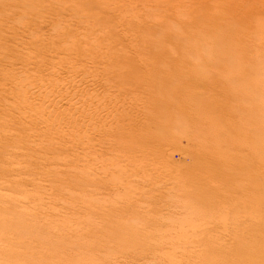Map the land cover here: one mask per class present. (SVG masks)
<instances>
[{
	"label": "bare ground",
	"instance_id": "1",
	"mask_svg": "<svg viewBox=\"0 0 264 264\" xmlns=\"http://www.w3.org/2000/svg\"><path fill=\"white\" fill-rule=\"evenodd\" d=\"M60 1L61 0H59V2ZM149 1L153 4L150 5L147 1H142L144 10V15H142L139 11L137 14L132 11L136 6L138 7L136 1L124 2V0H113L111 2L110 0H73L74 4L69 7V10H71L69 13L70 18L64 19V22L61 21L62 19L54 22L56 26L63 24V26H59L57 30L59 32V34L57 33L58 37L61 38L60 41H52V45H47L44 42L47 37L43 34L39 37H34V40L31 42H28L25 37L16 34L19 27H21V29L28 28L29 30L31 27L36 29L37 26H41L42 23L46 22V17L42 12L45 0H40V2H38V0H0V155L3 153V150L12 151L11 153H13V157L18 158V160H29L35 162L34 164L37 163L36 165L39 164V166L47 160H54V163L57 161L56 164L67 163L72 166V168H81L82 174L80 173V177H85L91 173V170H94L95 166L92 164L94 160L91 162V158L94 159L97 148H100V146L104 147V144L110 143L112 148L117 147L121 150H119L120 153L119 151L117 152L113 150L112 152L114 153L111 155V160H117L119 162L128 160L132 163V161L140 160L141 157H146V155L154 152L157 147L155 146V143L161 142L163 144L162 141L168 140L176 147L178 141L177 135L175 134L177 129L175 127L179 128L178 130H180V132L184 127H191L193 130L188 129L190 132L191 130L193 131V134L191 135L192 138H188L189 140H192L191 143L189 142V145L191 146H189V150L187 151L184 150L185 148L187 149V147L184 149L181 147V149L187 153L190 152L194 158V162L184 166L181 170L179 169V166L181 165H179L178 168L175 166L170 172L168 171L169 174H173L172 176L175 174L173 181H170L172 185L176 188L178 187L177 189L187 194L183 196L186 200H182L187 201L189 199V205H187L188 209L193 210V213L197 211L195 210L194 212V209L189 208V206L192 207L191 204L193 203L191 202L194 201L191 200L190 202L191 198L189 197L192 196L198 198L199 201H204V203H211V205H209L210 207L208 206L211 212L212 204L215 207H217V204L218 208H214L212 215L215 212H220V210L217 211L219 206L227 208L228 205H230V207L233 205L235 206L231 207L233 209L239 207V205L236 206L234 204H242L248 207V215L252 217L249 216L250 219H252L251 221L255 219V222H253V225L252 222H249L251 224L248 226H251V230L250 227L248 228L250 231L248 230L246 232V230H244L246 233H242L243 230L241 231L240 227L239 230L238 228H235L237 231L234 230V232L237 233L239 231L240 233V235L239 233L235 235H237V237L241 236V238L233 237V239L229 240H220L211 237H202L203 239L201 240L198 238V244L196 243V245L191 246L192 248H189L196 257L197 254H200L201 256L203 255L200 259L201 264H264V210L263 207L261 210L256 209L259 205L264 206V195L262 190V195L260 194V191L257 194L259 185L264 187V177L262 173H259L260 171L258 172V170L250 171L251 169L249 168V165L251 163L249 164L250 160H248V158L242 160V165L240 162L235 167L233 161L236 158H232V155H230L231 153L227 149L222 148V142L232 145L233 148H236L240 144V134L236 132L241 131L240 128L242 129V127L232 129L226 127L224 130L223 124H227L229 114L233 113L235 109L226 103L222 104L220 94L222 90L221 87H224L225 89V86L227 85L228 87L230 84H227L224 80H218L216 75L211 81L205 79L207 74L205 69L207 70L213 66L218 67L233 62V74L235 73L233 82L238 84V89L234 88L236 91L235 98L237 99L238 97H241L245 99V101L247 100V102H252V104L255 101L257 105L258 100L256 98L258 95L255 93H257L256 89L258 91L259 84L252 82L256 85L250 87L252 85L250 82L251 85H247V88L244 89L246 86H243V88L241 85L239 86V83L251 79V76L255 75V73L259 74L260 71L264 72V2L261 0H222L224 1L223 4L212 8L206 6L201 0H193L191 1V4L189 3L191 6L187 5L188 7H186H191L190 9L193 10V13L186 12L184 9L185 13L177 14V10H179V7L184 3L178 2L177 0H175L177 3H175L174 0ZM33 3L37 4L36 7L35 5L33 6ZM194 5L195 7H192ZM31 6H33V9L30 8L29 10L28 7ZM184 7L185 4L183 8ZM171 8L176 13L173 14ZM189 13L191 15H189ZM8 22L14 23L8 25ZM255 24H259L257 25L258 27L256 30L245 32L249 26ZM74 25L78 28L77 30L73 29ZM241 26L246 28L245 31L241 30ZM20 39L23 42L26 41V44L28 45L27 47L31 49L36 50L37 47L41 48H38V52L32 54L31 52L30 54L28 52H23L24 50L22 51L18 47V44H20L18 41H20ZM10 43H12L11 46ZM255 76H253V78H256ZM200 79L202 80L203 85L205 84L207 87L204 89L205 91L197 90V87L193 88V85H190L193 84L190 83L191 81L194 82L195 80L196 82V80ZM254 80L255 79L251 81ZM195 82L194 84H196ZM259 89L262 90L261 87ZM262 97H264V95H262L261 98ZM262 101H264L263 98ZM176 105H178V108L175 107ZM245 109L252 112L250 108ZM139 110H141L143 116L138 115ZM257 110L261 112V115L263 109L262 111L259 109ZM255 124H257L256 121ZM173 127L175 128L174 133L171 131L174 130L172 129ZM185 131L184 133L188 132ZM182 133H180V135H182ZM247 137L248 135H246V138ZM95 141H98L99 143L97 148ZM262 141H264L263 130L259 134L256 133L255 137L251 138L252 151L250 152L251 158L249 159L254 160L255 162L260 161L264 163V153H259ZM147 143L150 144L146 145ZM21 145L28 146L30 152H24V150L20 152V150H14L16 148L12 149L13 147L21 148ZM178 145H180V143ZM178 145L177 147H179ZM159 146L163 145L159 144ZM56 149H61V153L57 152ZM76 149H80L83 151V154L86 155V158L82 157V161H85L84 164L82 163V167H79L81 157L78 156L80 157L78 158L72 154ZM38 150H51L50 154L53 153L55 155H53V157H49L50 155L42 156L41 158V156L36 154L38 153ZM163 150L165 153V149ZM178 150H180V147ZM185 152L183 154H186ZM167 156L166 158L164 157L165 160L168 158ZM3 157L2 159H4ZM150 157L152 156L150 155ZM104 158L105 157H103V159ZM171 158L169 157V159ZM164 159L162 158L160 160L162 164V160ZM95 160L100 164L102 158L95 157ZM145 160L146 159H142V162L140 160L138 163L142 164ZM2 161L6 163L5 160H1V162ZM7 161H9V158ZM136 161L131 165L135 166ZM146 161L147 164L148 162L151 163V161ZM157 162L158 164L160 163L159 161ZM171 162H173V160H171ZM138 163L137 166H139ZM147 164L145 163L147 167H143L142 164L141 168H144L143 170L141 169L142 171H144L145 168H148L149 164ZM102 165H100L102 167H100V170L103 169ZM167 165L169 167L170 164ZM173 165H175V163ZM16 166L17 165H15V167ZM50 166L48 168L46 166L44 171L41 169L43 171L41 173L46 177L56 176L63 178L64 180L65 177L72 178L79 176L77 172L74 175V173H70L68 170L54 169L53 166V168ZM154 166L153 169L156 170V165ZM171 166L172 165H170V168ZM5 168L7 169L6 166ZM97 168H95V170H97ZM114 168L115 167H113V169ZM139 168L135 171L142 172ZM115 169H117V167ZM118 169L117 170L120 171L119 167ZM160 169L163 173V169ZM168 169L166 167V171ZM177 169H179L178 172H176ZM7 170L4 172V176L6 175ZM27 170H29V168ZM117 170L116 172L118 173ZM0 171L3 172L2 169ZM71 171H73V169ZM97 171L99 172V170ZM122 171L123 170L120 172ZM148 171L152 174L153 170L150 169L146 172L148 173ZM168 172L167 175H169ZM13 173H15V171ZM113 173L114 172L111 174L112 177L114 175L117 179L118 174L116 173V175ZM154 173L157 172L154 171ZM17 174L19 175L18 172ZM17 174L16 176L18 177ZM130 175L132 176L133 174ZM146 175H144V179H146ZM16 176L14 178H16ZM38 176L40 177L41 175H38L37 173V177ZM137 176L134 174L135 178ZM112 177L111 179L113 180ZM148 177L151 176L148 175ZM148 177L146 180H148ZM154 177L155 179L157 177L159 178V175ZM154 177H152L153 180ZM22 178L25 177L22 176ZM122 178L127 180V175L124 173ZM167 178H170V176ZM8 179L10 180V178ZM164 179L165 178L163 177L161 181ZM112 180L111 183L113 182ZM124 180L120 179L115 185L124 187ZM127 181L131 182V180ZM132 181L131 185L135 180ZM161 181H159V183H161ZM18 182L21 183V181ZM137 182L139 181L137 180ZM2 183L5 184L6 182ZM9 183L11 182L9 181ZM114 183H116V181L112 184L114 185ZM136 183L133 188H135V190L138 189V191L141 192L142 187L145 185L143 186L141 183L140 186H142L138 188ZM169 183L167 184L169 185ZM17 184L18 183H16V185ZM25 184H27V182ZM81 184L83 185L84 183ZM86 184L88 185V183ZM100 184L101 183H99V185ZM127 184H125V189L130 186L129 184L127 186ZM13 185H15V182ZM16 185L15 187H18ZM103 185L105 184L103 183ZM53 186L55 185H52V188H55ZM219 186H221V188H219ZM8 187L6 185L5 188ZM145 187L148 189L151 185ZM145 187L143 188L144 191L146 190ZM58 189H61V193L62 187ZM63 189H66L65 186ZM151 189L152 188H150L148 192ZM154 189H156V187ZM154 189L151 190L150 193H152ZM174 189L175 188L173 187L171 192H173ZM177 189L173 192L174 196L165 194L167 192L163 194L166 195L165 197H167V195L169 197L172 196L173 203H175L176 193H178V195L182 194L181 191L179 194V190L177 191ZM135 190H133L134 192L132 191L134 194H136ZM168 190L169 189H167V191ZM64 191L62 192L63 194ZM138 191L137 193L139 194ZM57 192L59 191L57 190ZM145 192L144 194H146ZM233 192L236 194L234 193L232 195ZM63 194H61L62 197ZM214 195H217V198L219 199L217 200ZM180 196L176 195V198H178L176 200L181 199ZM186 196L188 197L185 198ZM156 197H158V195ZM169 197H167V199ZM159 198L161 199V197ZM148 199H150V197ZM171 199L172 198L169 199V203H172ZM163 200L161 202H164L166 199ZM15 201L18 202L17 200ZM35 201L36 200H33L34 204ZM153 201L150 202L154 203ZM179 201H176V203ZM185 203L183 206L188 204ZM195 203L196 201L194 204ZM164 204L165 202L163 205ZM11 205L16 206L15 203H11ZM168 205L165 204L167 207L171 206V204ZM76 206L73 208V212L77 210ZM196 207L197 206H195V208ZM250 207H252L254 211L252 210L251 212ZM22 208L21 210H23ZM203 208L205 209V207ZM158 209L159 208L155 209V211ZM209 209L207 208L208 214L210 211ZM6 210L7 209H5V211ZM204 212H206V209ZM211 212L209 215H211ZM250 212L254 215L250 214ZM3 214L5 215V212L3 213L2 211L0 216H3ZM25 214L26 213L24 212V215ZM255 214L256 218L254 217ZM20 215H22V212L19 214L17 209L9 216L8 214L7 216L5 215V218H1L0 220V227L7 229L10 226L13 228L14 225L17 226L19 223L23 224L24 229L20 236L17 235V241L19 240L18 243L24 245L26 242H30L31 238L33 239V233L35 234L38 232L36 230L40 227L42 229V226H45L47 221L45 224H42L43 219L40 218V220L39 217L36 218L34 216L36 219L32 218L34 220L30 221L29 219L25 222L27 219H21L22 216L20 217ZM41 215L44 216V214ZM212 215L210 219H213L214 215L217 214ZM205 216L201 217V219H205ZM206 218L208 219L209 216ZM245 219L247 220V223L248 219ZM236 223L239 225V222ZM6 229L5 231H7ZM9 229L8 231H10ZM15 229L18 228L16 227ZM3 231L4 230L1 232ZM88 233L93 232H89L88 230ZM133 234L135 233L133 232ZM85 235L89 236V234L86 233ZM189 235L187 234V236ZM242 235H247V237H242ZM86 236H84V238ZM11 237H13V235ZM15 238L11 239H14L15 241ZM8 239L11 241L10 238ZM14 241L12 243H14ZM70 242L72 241H67L69 245H71ZM165 243L166 242L161 244V246H166ZM181 243H177L176 241L170 242V250H175L177 247L180 249V246L183 247ZM23 245L22 247L24 249L25 246ZM43 245H46V243ZM49 246L50 245H48V247ZM156 246L158 247V245ZM156 246L153 245V249H157ZM31 248L33 247L30 246V249ZM163 249H165V247H163ZM194 257L195 256L193 255V258ZM220 257L222 259H220ZM29 260L30 259L26 260L27 264H38V260H36L37 262Z\"/></svg>",
	"mask_w": 264,
	"mask_h": 264
},
{
	"label": "rangeland",
	"instance_id": "2",
	"mask_svg": "<svg viewBox=\"0 0 264 264\" xmlns=\"http://www.w3.org/2000/svg\"><path fill=\"white\" fill-rule=\"evenodd\" d=\"M110 1L112 2L113 0H110ZM128 1H132V2L136 1L137 2L136 5H138V7L137 6H136V8L133 7L134 9L132 11L134 13H136V14L139 11L140 14L144 15V10H143V5H142V1L143 0H124V2H128ZM144 1L145 2L147 1L150 5L153 4L149 0H144ZM177 1L185 4L184 8H183L184 4L181 5V7L183 9L181 7H179V10H177V14L178 13H180V14L185 13V10H186V12H190V13L193 11V10L190 9L191 7L190 8H186L188 6H191L190 4H191V1H193V0H188V1L187 0H177ZM177 1L174 0L175 3H177ZM201 1L204 4H206V6H210L212 8L216 7L217 5H220V4L224 3V1H222V0H201ZM261 1L264 2V0H261ZM38 2H40V0H38ZM73 4H74L73 0H61L60 2H59V0H45V2L43 3L44 9L42 8V12L44 13V16L46 17V22L43 21L44 23H42L41 26H37L36 29H34V27H31L30 30L28 28H24L25 31H24L23 28L21 29V27H19V28L16 27V28H18L16 34L19 35V36L25 37V39H27L28 42L29 41L30 42L33 41L34 37H39L41 34H43L44 36L47 37V39L44 41L45 44H47V45L48 44L52 45L54 41L59 42L61 38L58 37L59 32L57 30H58V27L59 26H63V24H60L59 26H56V24L54 22H56V21H58L60 19H62L61 21L64 22V19L70 18L69 17V13L71 12V10H69V7L72 6ZM34 5L36 7L37 4L33 3V6ZM195 5L192 6V7H195ZM33 6L28 7V9L29 10H30V8L33 9ZM138 9H140V10H138ZM192 9H194V8H192ZM171 10H172L173 14L176 13L175 11H173L172 8H171ZM182 10H183V12H182ZM64 13H66V14H64ZM156 13H159V12H156ZM190 13H189V15H191ZM12 23H14V22H8V25L9 24L11 25ZM258 23L261 24L260 22H258ZM259 24H257V25H259ZM15 25H17V24H15ZM257 25L255 24L253 26H249V28L246 31H245L246 28L244 26H241L240 28H241V30H243L245 32H252V31L257 29V27H258ZM73 29L77 30L78 28L75 27V25H74ZM27 31H29V32H27ZM55 39H57V40H55ZM18 42H20V44H21V45L18 44V47L22 51L24 50L23 52H28L29 54H30V52H31V54L34 53V52H38V48H41V47H37V49H36L37 51H36L35 49H31V48L27 47L28 45L26 44V41H24L25 42L24 43L20 39V41H18ZM11 45H12V43H10V46ZM232 63L233 62L226 63V64L218 66V67H214L213 66V67H211V68H209L207 70L205 69V72L207 74L204 72L206 74V76H205L206 80L209 79V81H211L213 77L215 78L217 76L218 80L221 79V80L226 81L227 84L228 83L230 84V85H228V87L226 85L225 89H224V87H221L222 90H221V94H220L221 103L222 104L226 103L227 105H230V106H232V108L235 109L233 113L229 114V117H228L229 120H227V124L228 125L226 123L223 124L224 130L226 129V127H228L229 129L230 128L232 129V128H240V127H242V129L240 128L241 131L236 132V133L240 134V137H239L240 138V144L236 148H233L232 145H228V144H226L224 142H222L221 146H222L223 149H227L231 153L230 155H232V158H236L233 161L235 167L240 162H241V165H242V160H244L245 158H248V160H250L249 164L251 163L249 165V168L251 169L250 171L258 170V172L260 171L259 173H262V175L264 177V163H262L260 161L255 162L254 160L249 159V158H251L250 152L252 151L251 150V147H252L251 146V143H252L251 142V138L255 137L256 133L259 134L262 130L264 131V103H262V102H264V101H262V98L264 100V97L261 98V96L264 95V87H262V86H264L263 85L264 84V82H263V80H264V72L260 71L259 74L255 73L256 76L253 75L256 78L259 77L258 79L253 78V76H251L252 78L251 79H247L246 82L244 81V82L239 83V86L241 85V87L246 86L245 88L243 87L244 89L247 88V85H251V84L252 85L250 87H253L256 84H259L258 91L260 90L259 88L261 87L262 90H260L259 93H262V92L263 93L259 94L257 89H256L257 93H255V94L258 95L257 98H256L258 100V101L256 100L258 103L256 105V103L254 101L253 104L254 103L255 104L253 105L252 102H247V100L245 101V99H243L241 97H238L237 99L235 98L236 97L235 96V94H236L235 92L236 91L234 90V88L238 89V84L233 82V78H234L235 73L233 74L234 66H233ZM211 70H213V71H211ZM216 70H217V73H216ZM253 79H255V80L251 81ZM248 80H249V82H248ZM194 82H195V80H194ZM194 82L191 81L190 83H193V84H190V85H193V88L197 87L196 88L197 90L205 91L204 89L207 88L205 86V84L203 85V82H202L201 79L200 80H196V82H195L196 84H194ZM250 82H251V84H250ZM252 82L256 83V84H253ZM243 83H244V85H243ZM235 84L237 85V87H236ZM259 99H260V102H259ZM248 103H249V105H248ZM253 106H254V108H253ZM175 107L178 108V105H176ZM245 108H250V110L252 112H250L249 110H247ZM257 109H259L261 111L263 109L261 115H260L261 112L258 111ZM142 112H143V110H142ZM138 115H142L143 116V113H141V110H139V114ZM254 116H255L256 120H255ZM255 121H256L257 124H255ZM258 122L259 123L263 122V123H261L263 125L259 124ZM175 128L179 132L175 131ZM175 128L173 127L172 129H174V130H171V131L173 133L175 131V134L177 135V141H178L177 145L180 143V145H178V146L180 147L181 151L178 150L179 147H177V145L175 147V145H173L172 142L168 141V140L162 141L163 144L161 142L155 143V146L158 147V148L156 147V149H155V151L157 153L154 151L152 153L155 154V155L150 153L149 155H146L147 158L145 156H144L145 158L141 157L143 160L146 159L148 161H151V163L153 164L152 165L150 162H148V164H149L148 165L146 160L143 161L144 162V163H142L143 167H147L145 165V163L148 165V168H145L144 171H142L144 168H141L142 164L140 163L141 164V166H140V164L138 163L140 160L142 162L141 158H140V160H137V161L135 160L136 161V163H135L136 165L135 166H132L134 164L133 162H135V161H132V163H131V161H128V160H125L124 162L123 161L119 162L117 160H111V155H113L112 153H114L112 151L114 150V151L118 152L120 149L117 148V147H113L112 148V146H110V143L104 144V147L99 145L100 146V148H99L98 147V144H99L98 141L97 142L95 141L96 148L98 147L97 151H96V155L97 156L95 155L94 159L91 158V162L94 160L93 161L94 163L92 162V164H94L93 166H95V167H94L93 171L91 170L92 174L91 173L88 174V176H85L86 178L82 177V176L80 177V173L82 171L81 168H78V167H76V168L73 167L72 168V166H70L67 163H60V164L58 163V164H56L57 161H55L56 163H54V160H47L46 161L47 163L44 162L43 164L40 165L41 166L40 167L39 164L36 165L37 163L34 164L35 162L29 161V160H27V161H24V160L21 161L20 159L18 160V158L13 157L14 155H12L13 154V153H11L12 151H8V150L4 151L3 150L2 151L3 153H1V155H0L1 156L0 157V170L1 169L3 170V172L0 171L2 173V174L0 173V201H2V202H0V212H1L0 214H2V211H3V213L5 212L6 216H7V214L9 216L10 214L14 213V211H16V209H17V212L19 214H21V212H22V215H20V217L22 216L23 218L21 217V219H23V220H24V218L27 219V220H25V222L28 221L29 219L31 221V220H34V219L39 217V219L40 218L43 219L42 224H45L46 221H47L46 222L47 224L45 226H42V229H41V227L38 228L36 230L38 232L35 231L36 232L35 234L33 233V235H32L33 239L32 238H31L32 240L30 239V242H32L33 244L28 241L29 244L26 242L24 245L21 244V243H18L19 240L17 241V239H18L17 237L20 236V234L22 233V230L24 229L23 224L19 223L20 225L19 224L17 226L14 225L13 228H12V226H10L9 228H12V229H9V228L6 229L5 228L7 231H5L4 228L0 227V264H27L26 260L30 259V260H34V262H37L36 260H38L39 258H40L39 259L40 262L38 260V262H37L38 264H172V263L173 264H197V263L201 264L200 259H201V257L203 255L201 256L200 254H197V257H196V255L193 254V252L190 249V248H192L191 246L196 245V243L198 244V238H200L199 240L203 239L204 237H207V238L211 237V238H214V239L216 238V239H220V240H223V239L224 240L225 239L229 240V239H233V237L234 238L235 237L236 238H239V237L241 238V236L237 237V235H235V234L239 233V231L237 233L234 232V230L237 231V229H235V228H238V230L241 228V231L243 230L242 233H244L245 232L244 230H246V232H247L249 230L248 229L249 227H250V230H251V226H248L249 224H251L249 222H252V225L254 224L253 222H255V219H253V221H251L252 220V219H250L251 216L248 215L249 212H247L248 211L247 210V208H248L247 206L242 205V204H234L236 206L239 205V207L238 208H233V209L231 208L233 205H231V207H230V205H228L230 208L227 205H226L227 208L224 207V206L223 207L219 206V209L217 211L220 210V212L219 213L215 212L214 214H217V215L213 214L214 218L212 217L213 219H210L214 208L215 209L218 208L217 204H216L217 207H215L212 204V206H211L212 212H211V210L209 209V207H210L209 205H211V203H204V201H199L198 198H196V197L194 198L192 195H190V196H192V197H189V198H191L190 202H191V200H194V201L191 202L193 204H191L192 207L189 206V208L194 209V212H195V210H197L195 213H193V210H190L187 207V205H189V203H188L189 199L187 201H183L182 200V199H184L183 196H185L187 194L182 192L181 190L177 189L178 187L176 188L170 182V181H173V179L175 177V174H174V176H172L173 174H171V173H170L171 175L169 174L170 170L174 169L173 167L176 166L178 168V166L181 165V166H179L180 167L179 169L181 170V168H183L184 166H187V165H189V164L194 162V158H193L192 154H190L189 151H188L189 153H187V152H185V151H183L181 149V147H183V149L185 147H187V149L185 148L184 150H186V151L189 150V146H191L189 144L192 142V140H189V139L192 138L191 135L193 134V131H192L193 129L191 127L190 128L184 127V129L183 130L181 129L182 131L180 132V130H178L179 128H177V127H175ZM185 128H187V129H185ZM188 129H192L191 132ZM185 130L188 131L189 133L186 132ZM184 131L187 134L184 133ZM180 133H182V135H180ZM187 135H189V136H187ZM246 135H248L247 138H246ZM179 140H180V142H179ZM148 144H150V143H147L146 145H148ZM159 144L163 145V146H159ZM260 146H261V149L259 150V153L263 154L264 153V150H263L264 149V141H262ZM14 148H16V149H14ZM27 148H28V146L21 145V148L13 147L12 149L18 150V151L20 150V152L23 151V150H24V152L25 151L30 152V149L29 148L27 149ZM162 148L165 149V153L163 152L164 150ZM70 150H72V149H70ZM120 151H119V153H120ZM37 152L38 153H36V152L35 153L38 156H41V158H42V156L50 155L49 157H53V155H55L53 153L50 154L51 150H47V151H45V150H43V151L40 150L39 151L38 150ZM57 152L61 153V149L57 150ZM184 152L186 154H183ZM81 153H82V155H81ZM72 154H73V156L75 155L77 157L78 156L81 157V158L80 157H78V158H80L79 167L80 166L82 167L84 162H85V161H82V157L86 158L85 157L86 155L83 154V151H81L80 149H76ZM3 155H4V157H3ZM150 155L152 157H150ZM164 155H166V156L168 155L167 156L168 158L166 160L164 159V157L166 158V156H164ZM102 156L105 157V158L103 159ZM160 156L165 160V161L162 160L163 164L160 161L162 159ZM171 156H172V158H171ZM2 157L4 159H2ZM11 157L15 161L12 160ZM95 157L102 158L101 162L98 161V162H100V164L97 163V161H96V160H99V159L95 160ZM169 157L171 159H169ZM8 158H9V161H7ZM1 160H5L6 163H4L3 161L1 162ZM171 160H173L175 165H173L174 163L171 162ZM157 161H159L160 162L159 164H161L162 166L159 165ZM10 162H11L12 166L10 165ZM102 163H103V165H102ZM137 163L139 164V166H137ZM97 164H98L99 167L97 166ZM157 164H158V166H157ZM167 164L172 165L171 168H170V165L168 167ZM15 165H17L16 167H18V168H16ZM42 165H43V167L44 166L45 167L43 168ZM48 165L49 166L51 165L50 167L53 166L54 169H59V170L60 169H64V171L68 170L70 173L71 172L74 173V175L77 172L79 174V176L78 177L75 176L77 180L76 179L74 180L75 177H72V178L65 177L64 178L65 181L63 180V178L56 177V176H54V177L53 176L46 177L41 172H43L45 170L46 166L48 168L49 167ZM65 165H67V166H65ZM100 165L103 166V169H101V170H100V167H101ZM111 165H112V168H111ZM114 165H116V166H114ZM154 165H156V170L153 169L155 167ZM5 166L7 167L8 170L5 168ZM27 167L29 168V170H27L28 169ZM55 167H57V168H55ZM113 167H115V168L117 167V169L119 167L120 171L121 170H123V171L120 172V171H118L119 169L118 170L115 169V168L113 169ZM166 167H167V169L169 168L167 171H166ZM95 168H97V170H99V172L97 170H95ZM138 168L142 172L135 171ZM160 168L163 169V173H162V171H160L161 170ZM20 169H21V171H20ZM41 169H43V171ZM72 169H73V171H71ZM150 169L153 170L152 174L149 171H148V173L146 172L147 170H150ZM179 169H177L176 172H178ZM6 170H7V173L4 176V172ZM9 170H10V172H9ZM24 170H26L27 172L24 171ZM111 170H113V171H111ZM116 170L118 171V173L116 172ZM12 171L13 172L15 171V173H13ZM108 171H110V172H108ZM154 171L157 172V173H154ZM17 172L19 173V175L17 174ZM21 172H23V173H21ZM36 172L38 173V175H41V176L37 177V173ZM112 172H114V173L116 172L118 174L117 175L115 173L117 175V179H116V177H114V175L112 177V175H111ZM138 172H139L140 175L138 174ZM167 172H168L169 175H167ZM93 173H95V174H93ZM109 173H110V175H109ZM124 173L127 175V180H131V182H133L132 180H135L136 182L138 180L139 182L136 183L134 181V183H132V185H131L130 181L124 180L125 177H126L125 175H124L125 176L124 179L122 178ZM146 173H147V175H146ZM172 173H174V172H172ZM16 174L18 175V177L16 176ZM20 174H23V175H20ZM26 174H28V175H26ZM130 174H133L132 175L133 179H132V176ZM134 174H135V176H137V174H138V176H137L138 179H137V177L136 178L134 177ZM163 174H164V176H163ZM1 175H3V176H1ZM84 175H86V174H84ZM144 175H146L147 177L149 175L151 177H148V180H146L147 177H146V179H144L145 178ZM152 175H154V176L159 175V178L157 177L158 179L157 178L155 179V177L152 176ZM15 176H16V178H14ZM22 176L25 177L26 179L22 178ZM169 176H170V178H167ZM111 177L113 178V180L111 179ZM128 177L131 178V179H129ZM152 177H154V180H153ZM163 177L165 179L163 181H161L163 179ZM8 178H10V180ZM19 178H21V179H19ZM107 178H109V179H107ZM28 179H29V181H28ZM120 179L124 180L125 184L128 183L130 185L129 187H131V188H129V187L127 188L126 187V189H125L124 188L125 184L123 185L124 187L115 185V184H117V181H120ZM149 179H151V180H149ZM8 180L11 183H9ZM111 180L113 182L116 181V183H114V185H113L112 184L113 182L111 183ZM158 180L161 181V183H159ZM12 181H13V183H12ZM18 181H21V183L18 182ZM147 181H149V182H147ZM2 182H6V183L3 184ZM14 182H15V185H16V183H18L16 186H18L19 188L15 187V185H13ZM26 182H27V184H25ZM144 182H145V184H144ZM162 182H166V183H162ZM81 183H84L85 185L84 184L82 185ZM86 183H88V185ZM99 183H101V184L99 185ZM103 183L105 185H103ZM135 183L138 185V186L136 185L138 188H140L142 185L143 186L145 185L147 187H148V185H151V187H148V189H146V187L144 186L145 189H146L145 191H147V192L144 191V189H143L144 187H142V191L143 192L142 191L140 192V191H138L137 187H136L137 190H135V188H133ZM141 183H142V185L140 186ZM167 183H169V185ZM10 184H12V185H10ZM20 184H21V187H20ZM128 184H127V186H128ZM6 185H7V187L9 186L8 188H10L11 190L8 189V188H5ZM52 185H55V186H53L55 188H52ZM153 185L156 187V189H154L155 187ZM164 185H166V186H164ZM64 186H65L66 189H63ZM79 186H81V187H79ZM168 186H170V187H168ZM61 187H62V192L65 190L64 194L62 192L60 193L61 189L60 190L58 189V188H61ZM157 187H158V189H157ZM173 187L175 188L173 190V192L176 191V189H177V191L179 190L178 191L179 194H180V191L182 192V194L184 193L183 195L180 194L181 196L178 195V193H176V195L180 196L181 199H179L180 201L176 200L178 198H176V195H175V203H173L174 201H173V197L172 196H174V195H173V192H171L172 191L171 189H173ZM150 188H152L151 190L154 189V191H152V193H150L151 190L148 192V190ZM219 188H221V186H219ZM54 189H57L59 192H57V190H54ZM167 189H169L170 191L168 190L169 191L168 192ZM133 190L136 191L135 192L136 194L133 193L134 192ZM163 190H164V192H163ZM261 190H262L263 195H264V187H262L260 185H259V190L257 191V194L260 191V194L262 195ZM129 191H130V193H129ZM137 191L139 192V194L137 193ZM144 192L146 194H144ZM165 192H167V193H165ZM163 193L168 194V195L170 194L172 196L169 197L170 195L169 196L167 195V197H169L167 199V197H165L166 195H164ZM234 193L235 192H233L232 195ZM4 194H5V196H4ZM61 194H63V197H62ZM157 195H158V197H156ZM148 196L150 197V199H148L149 198ZM188 196H186L185 198H187ZM146 197H147V199H146ZM159 197H161V199ZM215 197L217 198V195ZM157 198H159V199L156 200ZM170 198H172L171 199L172 203H169L170 202V200H169ZM163 199L164 200L166 199V200L164 201ZM218 199L219 198H217V200ZM15 200H17L18 202H16ZM25 200H26V202H25ZM33 200H36L35 204L33 203ZM162 200L167 205L171 204L172 208L169 205H168L169 207L165 206V204L163 205L164 202H161ZM184 200H186V199H184ZM98 201H100V202H98ZM150 201L151 202L153 201L154 203H151ZM176 201H179V202L176 203ZM195 201H196L195 204H197V205L194 204ZM85 202H88V203H85ZM183 202L184 203L185 202L188 203V204L185 203L186 204L185 206L187 208L185 206H183V204H184ZM11 203L12 204L15 203L16 206L15 205H11ZM19 203H22V204H19ZM67 203H68V205H67ZM179 203H181V204H179ZM17 204H18V206H17ZM64 204H66V205H64ZM74 205L75 206L77 205L76 206L77 210L73 212V208L75 207ZM83 205H85V206H83ZM193 205H195L197 207L195 208V206H193ZM22 207H24V208H22ZM203 207H205L206 212H204L205 209ZM233 207H235V206H233ZM262 207H263V210H264V206L263 205L262 206L261 205L257 206L256 209H260L261 210ZM18 208H20V209H18ZM21 208L23 210H21ZM157 208H159L158 209L159 211L158 210L155 211V209H157ZM207 208L210 210L209 214L211 212V215L208 214ZM221 208H222V210H221ZM224 208H226V209H224ZM5 209H7V210L5 211ZM9 209H11V210H9ZM250 209H251V212H252L253 208L250 207ZM134 210H136L137 213ZM146 210H148V211H146ZM24 212L27 215L26 214L24 215ZM251 212H250V214H253ZM202 213H204V214H202ZM41 214H44V216L41 215ZM5 215L4 214H3V216L1 215L0 216V220H1V218L4 219ZM38 215H40L41 217L38 216ZM46 215H47V217H46ZM196 215H197V217H196ZM204 216H205V219L204 218L201 219V217H204ZM207 216H209L208 219L206 218ZM248 217H249V219H248ZM254 217L256 218V214H255ZM32 218H34V219H32ZM245 218L248 219L247 223H246L247 220ZM113 219H114V221H113ZM236 222H239L238 223L239 225H237ZM61 223H64V224H61ZM15 226L19 230L15 229L16 228ZM246 227H247V229H246ZM48 228H50V229H48ZM1 229L4 230V231L1 232L2 231ZM8 229L10 231H8ZM16 230H18V231H16ZM88 230H89V232H93V233H88ZM14 231H16V232H14ZM125 231L127 232V234H126ZM122 232H124L125 234L122 233ZM128 232H130V233H128ZM133 232L135 234H133ZM184 232L186 234V235L184 234L185 236L183 235ZM233 232H234V234H233ZM85 233L89 234V236H86ZM91 234H92V236H91ZM187 234L188 235L190 234V235L187 236ZM7 235H9L10 237L7 236ZM12 235H13V237H11ZM14 235H16V236H14ZM76 235H77V237H76ZM130 235H131V239H130ZM239 235H240V233H239ZM84 236H86V237L84 238ZM6 237L10 238L11 241H9V239L6 238ZM88 237H90V238H88ZM242 237H247V235H245V236L242 235ZM11 238H15V241H14V239H11ZM64 239H67V240H64ZM171 240L173 242L176 241L177 243H181L182 242L181 244L183 245V247L180 246L181 250L178 247L175 250H170L169 243L172 242ZM13 241H14V243H12ZM67 241H72V242H70L71 245H69L68 244L69 242L67 243ZM164 242H166L165 243L166 246H164V245L161 246V244H164ZM187 242H191V243H187ZM44 243H46V245H43ZM148 243H150V244H148ZM47 244L50 245V246L48 247ZM185 244H187V245H185ZM22 245L25 246L24 249H23ZM153 245L154 246L158 245V247L156 246L157 249H155V248L153 249ZM27 246H28V248H27ZM30 246L33 247V248L30 249ZM163 247H165V249H167V248H169V249L165 250V249H163ZM120 249H121V251H120ZM33 251H34V253H33ZM185 253H187V254H185ZM193 255L195 256L194 258H193ZM217 258H218V256H217ZM220 259H222V258L220 257ZM18 260H20V261H18Z\"/></svg>",
	"mask_w": 264,
	"mask_h": 264
}]
</instances>
